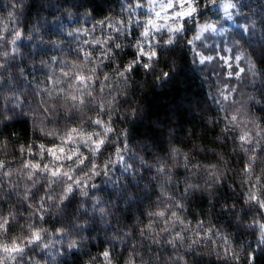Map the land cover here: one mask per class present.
I'll return each mask as SVG.
<instances>
[{
  "label": "clouds",
  "instance_id": "obj_1",
  "mask_svg": "<svg viewBox=\"0 0 264 264\" xmlns=\"http://www.w3.org/2000/svg\"><path fill=\"white\" fill-rule=\"evenodd\" d=\"M144 7L148 0L142 6L137 0H0V264H233L234 256L253 264L252 252L264 264V242L253 226L264 222V213L236 202L234 184L241 191L245 186L232 163L240 156L238 130L230 136L221 131L240 114L255 121L254 139L264 132V65L257 62L264 56V0H235L227 23L211 0H197V13L174 45L160 47L153 71L140 69L124 82L101 61L99 72L89 73L81 50L99 37L98 21L132 22L129 14ZM204 24L217 30L201 33ZM121 32L119 41L127 45L123 26ZM222 46L246 57L241 66L251 61L255 72L233 82L218 60L199 62L197 52L216 56ZM125 49L135 51L125 46L111 58L114 64L131 60ZM73 65L103 87L101 93L89 82L91 98L84 93L83 107L68 100ZM49 77L63 85L47 84ZM224 88L231 90L228 101L221 97ZM157 97L159 111L151 106ZM98 115L112 133L94 126ZM73 127L99 132L105 144L99 151L91 143L72 146L81 155L55 165L71 179L24 167L28 147L59 142ZM35 150L39 163L52 164ZM34 231L39 241L32 240ZM16 246L21 251H13Z\"/></svg>",
  "mask_w": 264,
  "mask_h": 264
},
{
  "label": "snow or ice",
  "instance_id": "obj_2",
  "mask_svg": "<svg viewBox=\"0 0 264 264\" xmlns=\"http://www.w3.org/2000/svg\"><path fill=\"white\" fill-rule=\"evenodd\" d=\"M131 3V0H129ZM203 2V0H200ZM159 4L157 9L156 5ZM143 4L140 0H137V6H142ZM178 5V10H175L168 14L169 9H175ZM211 6L216 7L223 11L225 22L232 16L235 8V0H211ZM205 7H208L205 4ZM148 11L149 13H154V16H148L142 20H135L130 22L129 19H120L113 23L109 20L106 23L103 21H98L102 24L103 31L104 27L111 29L108 32L107 36H104L103 39L100 37L93 36L90 43L82 49V57L86 61L89 67V73H97L100 70L101 61L106 62L103 66L111 67L115 72V78L124 82H127L133 78L140 69H143L147 72L153 71L154 65L160 55V47L167 45L171 47L175 44L177 39V34L184 29V25L187 23L188 19L193 17L197 11V0H167L165 3L164 0H148ZM133 14H135V8L133 9ZM163 21V22H160ZM132 23L140 24L141 31L137 36L134 29L126 27ZM123 26V35L125 41H128V44L125 45L123 42L119 41L121 36V27ZM217 30V25L214 24H204L200 27L201 33H206L208 31ZM94 31V29H93ZM168 33V37L165 40L161 41L156 34H162L164 32ZM19 36L20 34L17 33ZM129 36H132V39H127ZM87 37V35L85 36ZM87 41V39H85ZM134 47L135 51L131 53V60L120 63L118 65L113 63L111 58H114L119 55L120 51L125 47ZM92 47L99 50V55L94 51H89L88 48ZM189 47H192V43H189ZM15 52V48L12 49ZM220 53H225L226 55H221ZM196 55L199 58L201 64L215 63L219 61L222 69H227L226 72H222L224 77L228 81L231 80H240L248 72H255V68L252 66L251 61L248 62L247 67H242L246 57L238 55L233 49L222 46L220 52L216 56L200 55L198 52ZM236 62L235 64L233 62ZM258 63L264 65V56H262ZM82 65H73V68L76 69L74 75L75 89L73 92H69L68 100L72 102L73 107H83L86 103L84 96L85 92L89 93L91 98L92 89L89 88V82H92L94 87H99L101 93L103 92V87L99 85L96 80L95 75L93 74H84L81 69ZM63 75L67 76L68 73L65 71ZM171 73H165L164 79H170ZM109 80V75H104V81L107 83ZM47 84H52L53 87L62 86L63 81L49 77L46 80ZM62 90L60 88L57 89ZM75 91H79L81 94L79 96L75 95ZM230 89L224 88L221 90V97L223 101L229 100L228 93ZM104 100L101 99L97 105L100 112L105 111ZM225 116H228V113L225 112ZM93 124L96 128H102L105 135L112 133L113 128L109 126V122L104 121L99 115L93 121ZM251 125V127H249ZM253 128H257V125L254 120H251L247 116H241L240 114H232L225 123V127L221 131L226 135H233L232 129H237L238 131L234 135L236 141V147L240 152V168L239 170L244 174L243 182L245 185H248L246 191L242 193L244 204H247L250 208L258 211L264 212V132L257 131L255 136L258 139H254ZM264 128V124L260 126ZM77 142L88 144L91 143L93 148L97 151L101 150L105 144L104 137L101 136L99 132L96 131H87L79 128H71L65 131L63 136L59 137V143L57 141H52L49 144H39L32 147H28V156L33 157V159L27 160L24 164L25 168H30L32 173L40 171L42 168L45 172L49 174L50 177L56 178L61 174H64L71 179L68 173H64L62 167H56L55 165L59 162H63L65 159L72 161L75 157L81 155L78 148L73 149L72 146ZM67 145L68 147H65ZM39 149L41 158L50 157L51 165H42L41 163L35 160L36 150ZM119 149L116 150L119 153ZM79 163H83L80 161ZM5 165L0 162V171L4 169ZM31 178V173L29 174ZM79 183V181H77ZM69 191L71 189L69 188ZM156 215L164 217L165 213L163 211H158ZM264 221V217H262ZM257 226L260 230L261 241L264 242V222L259 223ZM149 227H151L149 225ZM39 231H34L32 233V240H40ZM13 251H21V249L16 246L12 249ZM225 254L227 255L228 249L225 248ZM103 255H109L107 252ZM254 257H249V260L253 262ZM233 264H239V257L234 256Z\"/></svg>",
  "mask_w": 264,
  "mask_h": 264
},
{
  "label": "trees",
  "instance_id": "obj_3",
  "mask_svg": "<svg viewBox=\"0 0 264 264\" xmlns=\"http://www.w3.org/2000/svg\"><path fill=\"white\" fill-rule=\"evenodd\" d=\"M140 2L142 4H145L146 5L147 0H140ZM144 8L137 9L136 12H135V14L130 13L129 15L133 18L134 21L135 20H142V19H144V18H146V17L149 16L148 13L145 10H143ZM106 15H107V13L97 14V19H103ZM220 15H221V13H220ZM121 19H126L127 20L128 17H121ZM85 27L91 28L92 25L91 24H86ZM126 27H130L131 29H134L137 36L139 35V33L141 31V25L140 24L132 23L130 25H127ZM109 31H111V29H109L107 27H104L103 28V31L100 30V31L94 33V35L99 36L101 39H103L104 38V32H109ZM164 33L166 34L167 32L165 31ZM156 35H157L158 38H160V35L161 34H156ZM84 39H89V38L88 37H85ZM127 39H132V36H129ZM93 49L94 48H92V47H89L88 48L89 51H93ZM125 52L128 53L127 58L128 59H131L132 58L131 53L133 51L131 49H125ZM220 54L221 55H226L225 53H220ZM165 70H167V69H165ZM226 71H227V69H221V72H226ZM209 75H210V77H214L215 73L210 70ZM225 79H227V78L225 77ZM231 81L234 82L235 80L233 79ZM205 91L207 92L209 90L206 88ZM151 106L156 111L162 110L161 98L157 97L155 100H153L151 102ZM217 131H218V129H217ZM57 143H59V142H57ZM16 155L18 157L20 154L17 153ZM25 159L26 160H30V159H33V157H30V156L26 155L25 156ZM46 159H50V157H47L46 156ZM35 160L38 162L39 158L36 157ZM232 163H233V166L234 167H237L238 166L240 168V164H241L240 157H233ZM234 187L237 189V192H239V197L237 198L236 202L238 203V205L241 208H244V200H243L242 193L247 190L248 185H245L244 186L243 191H241L239 184H234ZM261 213H264V212H261ZM234 246H235V244H234ZM252 247L253 248L256 247V244L254 242H252ZM250 257H254L253 264H259V259L260 258L257 257L256 252H252Z\"/></svg>",
  "mask_w": 264,
  "mask_h": 264
},
{
  "label": "rangeland",
  "instance_id": "obj_4",
  "mask_svg": "<svg viewBox=\"0 0 264 264\" xmlns=\"http://www.w3.org/2000/svg\"><path fill=\"white\" fill-rule=\"evenodd\" d=\"M164 2L166 3L167 0H164ZM146 4H147V3H146ZM156 7H157V9H158V8H159V4H157ZM143 10H145V11L148 13L149 16H154V13H149V11H148V7H145ZM175 10H178V5H177V7H176L175 9H169L168 14L171 15V13H172L173 11H175ZM217 10L221 13L222 16L224 15V13H223L222 10H220V9H217ZM160 22H163V21H160ZM226 23H227V22H226Z\"/></svg>",
  "mask_w": 264,
  "mask_h": 264
}]
</instances>
